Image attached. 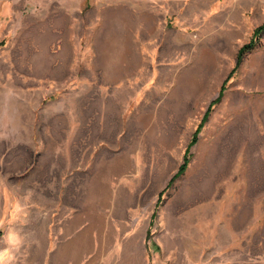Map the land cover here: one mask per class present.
<instances>
[{
  "label": "rangeland",
  "instance_id": "1",
  "mask_svg": "<svg viewBox=\"0 0 264 264\" xmlns=\"http://www.w3.org/2000/svg\"><path fill=\"white\" fill-rule=\"evenodd\" d=\"M261 26L264 0H0V264H264V32L235 68Z\"/></svg>",
  "mask_w": 264,
  "mask_h": 264
},
{
  "label": "trees",
  "instance_id": "2",
  "mask_svg": "<svg viewBox=\"0 0 264 264\" xmlns=\"http://www.w3.org/2000/svg\"><path fill=\"white\" fill-rule=\"evenodd\" d=\"M264 26H261L259 28H257L254 32H253V39H251L249 41V43L245 44L238 52V55H237V58H236V62H235V68L238 67V65L240 64L241 62V59L243 58V56L246 54V53H249L251 50H253V48L255 47V45L257 44V41L254 39L259 37L264 31ZM222 93H223V88L221 87V89L219 90L218 92V95L216 97V99H214L212 102H210V104L208 105L202 119H201V122L200 124L198 125V127L196 128L191 140H190V143L188 145V147L186 148L185 150V153L183 155V158H182V163L180 165V167L178 168L176 174L169 180L168 182V185L167 187L180 175L184 172V170L186 169V166L189 162V149L192 145H194L197 141V135L201 129V127L203 126V123L206 121L209 113H210V109L211 107L218 103L220 98L222 97ZM154 217V214L153 216L151 217V219Z\"/></svg>",
  "mask_w": 264,
  "mask_h": 264
},
{
  "label": "crops",
  "instance_id": "3",
  "mask_svg": "<svg viewBox=\"0 0 264 264\" xmlns=\"http://www.w3.org/2000/svg\"><path fill=\"white\" fill-rule=\"evenodd\" d=\"M79 239H80V237H77V238H75V239L73 240V242L71 243V248H72V249L75 250V246H76V244H77L76 242H78Z\"/></svg>",
  "mask_w": 264,
  "mask_h": 264
}]
</instances>
